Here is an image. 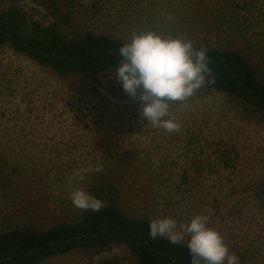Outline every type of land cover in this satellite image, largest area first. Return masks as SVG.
Segmentation results:
<instances>
[{
    "label": "rangeland",
    "instance_id": "rangeland-1",
    "mask_svg": "<svg viewBox=\"0 0 264 264\" xmlns=\"http://www.w3.org/2000/svg\"><path fill=\"white\" fill-rule=\"evenodd\" d=\"M47 2L54 0H0V10L21 7L70 38L93 32L127 42L133 31H152L196 49L236 51L264 83V0H63L58 16ZM141 108L139 91H121L114 75L62 77L0 46V232L75 221L86 211L69 192L92 195L109 182L128 214L178 226L205 215L236 264H264V111L202 91L169 103L179 124L169 132ZM96 164L102 171L73 177ZM41 264L143 263L112 246Z\"/></svg>",
    "mask_w": 264,
    "mask_h": 264
},
{
    "label": "trees",
    "instance_id": "trees-1",
    "mask_svg": "<svg viewBox=\"0 0 264 264\" xmlns=\"http://www.w3.org/2000/svg\"><path fill=\"white\" fill-rule=\"evenodd\" d=\"M47 4L48 10L58 16L63 0ZM124 43L93 32L70 38L58 23L42 24L21 7L0 10V46L62 77L93 78L100 72L115 75L121 59L118 49ZM206 56L211 75H206L205 83L191 96L212 90L238 97L264 111V83L242 54L210 48ZM119 87L124 91L120 82ZM118 193L109 182H98L92 187V195L103 201L99 211H86L75 221L58 222L44 231L13 228L0 232V264H41L75 251L112 246L127 247L143 264H191L186 243L170 244L166 238H150V220L128 214Z\"/></svg>",
    "mask_w": 264,
    "mask_h": 264
},
{
    "label": "clouds",
    "instance_id": "clouds-1",
    "mask_svg": "<svg viewBox=\"0 0 264 264\" xmlns=\"http://www.w3.org/2000/svg\"><path fill=\"white\" fill-rule=\"evenodd\" d=\"M118 51L121 59L114 76L133 98L139 91L142 117L166 131L178 130L179 124L168 117L169 102L191 96L205 83L206 75H211L206 50L194 48L191 40L133 31ZM100 171L102 165L96 164L75 170L73 177L79 181L85 173ZM69 198L74 207L84 211L97 212L104 206L83 187L73 188ZM207 220L205 215H195L178 226L172 218H155L149 222L148 235L166 238L170 244H179L187 237L191 264H236L223 238L208 227Z\"/></svg>",
    "mask_w": 264,
    "mask_h": 264
},
{
    "label": "crops",
    "instance_id": "crops-1",
    "mask_svg": "<svg viewBox=\"0 0 264 264\" xmlns=\"http://www.w3.org/2000/svg\"><path fill=\"white\" fill-rule=\"evenodd\" d=\"M169 5H170V4H169ZM169 7H173V5H170ZM155 12H156V11L153 10V11L146 12V13H147V14H150V13H151V14H155Z\"/></svg>",
    "mask_w": 264,
    "mask_h": 264
}]
</instances>
